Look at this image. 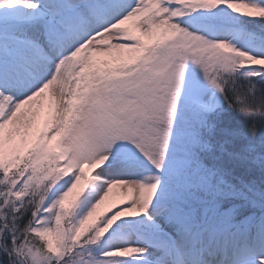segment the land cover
Masks as SVG:
<instances>
[{
    "label": "snow or ice",
    "instance_id": "1",
    "mask_svg": "<svg viewBox=\"0 0 264 264\" xmlns=\"http://www.w3.org/2000/svg\"><path fill=\"white\" fill-rule=\"evenodd\" d=\"M0 264H264V0H0Z\"/></svg>",
    "mask_w": 264,
    "mask_h": 264
},
{
    "label": "rangeland",
    "instance_id": "2",
    "mask_svg": "<svg viewBox=\"0 0 264 264\" xmlns=\"http://www.w3.org/2000/svg\"><path fill=\"white\" fill-rule=\"evenodd\" d=\"M119 199H120V196L114 195L113 200H119Z\"/></svg>",
    "mask_w": 264,
    "mask_h": 264
}]
</instances>
